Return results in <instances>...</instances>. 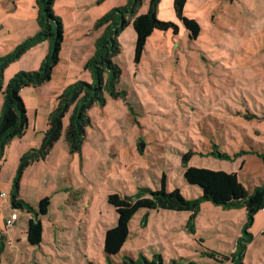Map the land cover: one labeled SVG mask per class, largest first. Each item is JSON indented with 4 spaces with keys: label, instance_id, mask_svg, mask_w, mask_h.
<instances>
[{
    "label": "rangeland",
    "instance_id": "rangeland-1",
    "mask_svg": "<svg viewBox=\"0 0 264 264\" xmlns=\"http://www.w3.org/2000/svg\"><path fill=\"white\" fill-rule=\"evenodd\" d=\"M125 3L55 0L54 14L64 24L60 61L49 81L19 91L28 126L0 156V264H119L125 256L154 252L178 264H222L232 254L264 264V209L254 215L247 241L245 207L211 200L201 202L194 232L187 226L189 211L140 208L122 250L112 257L104 251L105 232L117 223L110 194L149 196L165 174L168 189L178 187L188 198L201 195L184 177L185 153L193 152L190 165L238 172L250 190L264 182L258 155L264 152V0H188L184 13L200 24L198 37L190 38L181 20L178 34L157 29L139 62L132 23L121 30L113 60L121 68L116 87L122 93L106 92L103 105L88 108L91 123L80 149L66 140L69 110L49 154L22 170L19 198L34 208L44 197L51 202L40 216L42 242L28 243L33 213L11 203L20 157L40 146L65 87L91 80L85 64L103 30L98 20ZM142 4L139 13L148 9V0ZM38 15L37 0H0V114L11 78L39 69L49 51L46 39L8 59L38 33ZM159 18L174 21L162 13ZM13 213L17 218L8 227Z\"/></svg>",
    "mask_w": 264,
    "mask_h": 264
},
{
    "label": "trees",
    "instance_id": "trees-1",
    "mask_svg": "<svg viewBox=\"0 0 264 264\" xmlns=\"http://www.w3.org/2000/svg\"><path fill=\"white\" fill-rule=\"evenodd\" d=\"M161 0H149L148 9L139 13L143 0H126L122 6L108 11L98 20V26L103 27L101 35L95 41V48L87 60L85 68L91 74V80H78L60 93L57 105L50 112L48 128L45 130L39 147L25 151L20 157V168L14 178V187L11 192V203L14 208L26 209L33 213L29 218L27 227V241L32 245L40 244L43 240V224L41 215H46L51 202L49 197L40 200L37 208L32 207L22 198H19V179L22 170L34 161L44 159L54 144L62 135L63 119L71 110L69 124L66 127V140L73 149H80L86 134V126L91 123L88 108L95 103L106 102L105 93L118 96L122 91L116 87L121 77V68L114 62L113 57L120 52L118 35L126 26L132 23L136 33L135 60L139 62L148 38L155 30H172L178 34L180 26L176 21L163 20L158 17V7ZM188 0H174L176 17L181 20L188 31V36L196 39L200 34L201 26L193 18L185 15V5ZM39 7L38 33L21 44L12 59L20 55L37 41L49 40L50 48L41 62L40 68L33 71H19L9 81L4 92L3 105L0 114V156L4 154L6 145L16 137H23L28 119L24 102L19 91L27 86H40L51 79L53 69L60 61V52L64 38V24L60 16L55 15L53 7L55 0H37ZM193 152L184 154V177L189 184L201 188V195L195 198L186 197L176 187L168 189L167 176L163 174L160 187L149 189V196L140 194L121 195L112 193L108 201L115 206L117 223L105 232L104 251L108 257L118 254L126 243L130 234V221L140 208L169 209L175 211H189V229L195 231V219L201 209L203 200H211L224 207H245L247 221L244 225L245 240L253 238L249 228L254 215L264 209V182L248 189L239 179L238 172H228L222 169H211L190 165L189 159ZM219 154V152H218ZM258 155L264 161V152ZM220 156H225L220 153ZM243 244V243H242ZM244 245V244H243ZM230 260L221 261L222 264H247L242 255L232 254ZM107 264H118L112 260ZM119 264H178L166 262L159 252H154L152 257L141 254L138 258L125 256Z\"/></svg>",
    "mask_w": 264,
    "mask_h": 264
},
{
    "label": "crops",
    "instance_id": "crops-1",
    "mask_svg": "<svg viewBox=\"0 0 264 264\" xmlns=\"http://www.w3.org/2000/svg\"><path fill=\"white\" fill-rule=\"evenodd\" d=\"M145 2V1H144ZM173 2H174V0H161L160 1V4H159V7H158V17H160V15H161V13L162 14H164L165 15V17L167 18V19H173L174 21H176L177 23L179 22V19L176 17V14H175V11H174V5H173ZM188 2V1H187ZM148 3H149V0H148ZM143 5V4H142ZM186 6V5H185ZM165 9H167L166 10V12H167V14L168 15H166L165 13H164V10ZM139 12H141L140 10H139ZM169 12H170V15H169ZM185 12V11H184ZM179 24V23H178ZM179 26H181L180 24H179ZM15 139V138H14ZM13 139V140H14Z\"/></svg>",
    "mask_w": 264,
    "mask_h": 264
},
{
    "label": "built area",
    "instance_id": "built-area-1",
    "mask_svg": "<svg viewBox=\"0 0 264 264\" xmlns=\"http://www.w3.org/2000/svg\"><path fill=\"white\" fill-rule=\"evenodd\" d=\"M0 195H3V194L0 193ZM16 218H17V214L16 213H13L12 217L7 220L6 225L8 227L11 226L14 223V220Z\"/></svg>",
    "mask_w": 264,
    "mask_h": 264
},
{
    "label": "water",
    "instance_id": "water-1",
    "mask_svg": "<svg viewBox=\"0 0 264 264\" xmlns=\"http://www.w3.org/2000/svg\"><path fill=\"white\" fill-rule=\"evenodd\" d=\"M143 146H144V143H141V144H140V147H143Z\"/></svg>",
    "mask_w": 264,
    "mask_h": 264
}]
</instances>
